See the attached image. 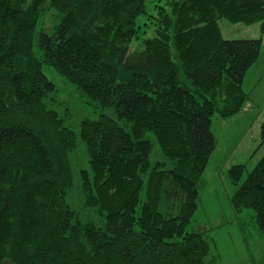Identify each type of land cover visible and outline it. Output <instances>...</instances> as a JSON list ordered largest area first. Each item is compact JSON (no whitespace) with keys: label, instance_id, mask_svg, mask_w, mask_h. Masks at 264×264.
<instances>
[{"label":"trees","instance_id":"16d2710c","mask_svg":"<svg viewBox=\"0 0 264 264\" xmlns=\"http://www.w3.org/2000/svg\"><path fill=\"white\" fill-rule=\"evenodd\" d=\"M219 18L263 35L264 0H0V264H214L189 229L197 182L262 46L222 38ZM46 69L100 110L78 133ZM227 175L264 236V155Z\"/></svg>","mask_w":264,"mask_h":264},{"label":"rangeland","instance_id":"374dc122","mask_svg":"<svg viewBox=\"0 0 264 264\" xmlns=\"http://www.w3.org/2000/svg\"><path fill=\"white\" fill-rule=\"evenodd\" d=\"M53 15L54 11L46 15L45 28L54 25ZM217 25L224 39L261 37L262 46L256 62L244 76L242 90L248 99L242 109L228 118L218 115L212 118L211 131L216 138V147L197 182V209L189 229L205 233L211 244L214 264H264V236L257 229L255 214L250 209L239 213L232 210L230 197L234 187L227 175L228 169L235 164H245L246 170L250 171L264 155V142L260 139V126L264 121V34H260L259 22L247 25L219 18ZM44 72L57 88L55 107L69 110L70 117L64 123L75 126L76 133L81 119H96L99 116L100 110L89 106L64 77L53 69ZM71 159L74 201L78 202L81 195L77 174L79 170L88 168L87 153L79 138Z\"/></svg>","mask_w":264,"mask_h":264}]
</instances>
